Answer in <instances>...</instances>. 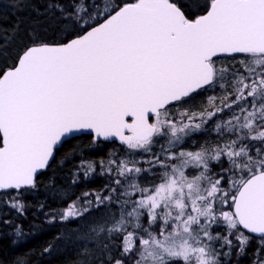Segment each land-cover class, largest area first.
<instances>
[{"label":"snow or ice","instance_id":"snow-or-ice-1","mask_svg":"<svg viewBox=\"0 0 264 264\" xmlns=\"http://www.w3.org/2000/svg\"><path fill=\"white\" fill-rule=\"evenodd\" d=\"M16 7L47 23L0 43V207L17 214L0 223L13 242L31 238L26 198L60 158L69 183L43 185L36 207L71 226L57 236L69 264H264V0ZM105 142L119 146L92 158Z\"/></svg>","mask_w":264,"mask_h":264},{"label":"trees","instance_id":"trees-1","mask_svg":"<svg viewBox=\"0 0 264 264\" xmlns=\"http://www.w3.org/2000/svg\"><path fill=\"white\" fill-rule=\"evenodd\" d=\"M27 2L43 11L45 0H27ZM37 22L47 23L42 16H38L32 11L31 7H21L18 9L16 7V0H0V43L3 42V37L14 29H19L21 33L26 34ZM4 51L8 54L7 49ZM3 58L0 56V60H3ZM118 146L117 143H105L101 149L93 150L91 157L104 156L110 149ZM59 159H57V164L47 170L41 177L43 184L40 190L35 195H30L26 198L33 206L28 209L26 219L24 217L20 219L24 221L26 230L29 226H35L32 229L31 238L23 246H18L13 242V229L0 223V264H15L17 259H28L30 264H69L73 250L70 246L65 247L63 241L57 240V236L70 231L71 226L67 224L49 225L44 223V215L36 207L38 202H43L46 199V189L43 185H47L52 181H55L57 186L69 183L68 166L60 165ZM103 183V178H97L94 184L82 185L74 189V191L79 194L89 187L99 188ZM47 203L53 208L64 207L63 204H57L52 199H48ZM4 219H9L13 223H16L17 214L8 207H0V221ZM49 244H53L55 247L50 253H44V248Z\"/></svg>","mask_w":264,"mask_h":264},{"label":"water","instance_id":"water-1","mask_svg":"<svg viewBox=\"0 0 264 264\" xmlns=\"http://www.w3.org/2000/svg\"><path fill=\"white\" fill-rule=\"evenodd\" d=\"M105 143H109V142H105ZM118 144V143H117Z\"/></svg>","mask_w":264,"mask_h":264}]
</instances>
